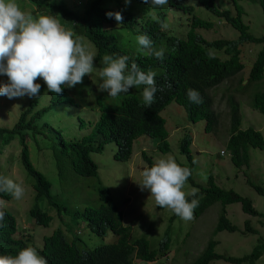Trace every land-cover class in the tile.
<instances>
[{"label":"trees","instance_id":"trees-1","mask_svg":"<svg viewBox=\"0 0 264 264\" xmlns=\"http://www.w3.org/2000/svg\"><path fill=\"white\" fill-rule=\"evenodd\" d=\"M21 3H28L36 7L42 15L63 17L70 22V29L77 35L84 36L97 48L99 58L105 54L115 56H128L129 67L135 62L142 70L149 69L157 73L155 77L157 91L150 106L140 105L138 95H129L115 101L107 100L100 95H94L92 100L82 92L76 93L79 105L90 104L98 108L101 117L94 126L91 135L79 140H68L63 136L57 146L53 145L55 155L58 159V166L61 168L60 155L67 158L73 171L81 177H98V166L92 159V154L102 152L105 145L111 142L116 143L117 153L115 158L120 162H128L133 155L134 142L142 136H149L153 140H158L157 151L161 154H168L172 151L169 142V132L165 127V121L160 116V112L171 102L175 101L182 106L188 115V119L193 123L206 121V132L213 131L218 123V117L214 108V99L210 91L218 88L226 81L235 78L244 68L240 57V46L243 43L262 44L263 48L259 52L253 65L252 72L247 86L240 87L238 91H247L252 83L264 79V38L255 37L250 32V27L246 25L242 16L245 13L242 1L259 4L264 13V0H233L237 9V16L231 11H222L216 7V0H196L197 3L209 12L224 19L240 34L238 40H215L208 41L198 33V29L211 30L213 24L199 17L195 13L193 5L188 4V0H169V3L162 8L151 9L142 0H131L125 5L124 0H88L81 12L69 9L64 0H16ZM120 12L123 16L122 24L117 25L115 19H108L107 12ZM170 12H180L187 16L190 22V29L186 38L178 37L170 29L162 30L159 21H168ZM155 13L156 19H153ZM146 34L152 40L153 47L157 50L163 48V60L157 59L154 55H147L134 50L135 37ZM134 40V41H133ZM129 44L127 48L125 44ZM212 50L221 51L230 58H222L212 54ZM226 55V56H227ZM89 85L90 82L88 81ZM87 85V86H88ZM192 88L197 90L203 102L195 104L189 101L186 90ZM158 93V94H157ZM54 94V93H53ZM48 95L41 94L32 102H29L27 110L19 116L17 123L12 127L0 128V157L4 150L12 145L15 140H19L21 151V162L29 178L33 180L35 191L34 204L29 211L31 218L38 226L49 227L53 217L40 207V202L48 203L50 208H55L59 216L66 214L63 218L65 229L70 208L60 205L52 193L53 184L39 172L31 161V153L27 144V138L42 136L51 139L54 131L51 124L53 117L61 114L67 117L72 111L79 108L75 99L66 93L64 95L54 94L47 101ZM66 97L69 103L60 98ZM230 112V139L227 143L228 149L232 153V163L240 168L243 165H250V148L264 152L263 134L251 127L242 129L243 118L238 102L234 103L229 99ZM250 103V102H249ZM251 108L264 116V91L257 93L251 103ZM80 128L85 127V122L80 120ZM36 140V139H35ZM191 138L185 137L182 140L180 152L191 159ZM147 167L152 166L155 159H151L143 153ZM195 165H191L192 171ZM0 175L2 168L0 166ZM191 173L188 180L195 184ZM207 188L200 190L195 196L187 199L199 201V206L194 209L196 218L213 204L222 203L223 209L219 216L214 235L219 232L235 233L238 227L229 219L226 206L241 204L243 211L250 216L264 215L256 210L253 202L238 194L233 190L220 188L211 177ZM198 186V185H196ZM259 194L264 195V189L256 187ZM98 207H85L84 209L73 208L76 218L84 220L90 231L99 237H105L110 232L115 235L116 241L112 244L102 245L94 250L83 249L78 236H71L69 239L65 233L59 229L51 236L45 237L42 248H37L38 253L45 257L48 264H135L136 261L145 263H155L160 258H165L172 246L171 226L167 228L164 237L153 248L149 240L148 233L156 235L154 227L158 221L149 224V232L142 236H136L133 232V223L124 222L125 212L122 207L130 201L128 196H123L120 205L116 203L113 195L107 187L99 184ZM147 191H143L145 196ZM4 199L10 195L0 193ZM5 227L0 229V253L16 255L18 251L25 248L31 242L30 239L17 238L19 226L16 216L5 210ZM134 212V211H132ZM177 217L176 215H174ZM171 217L172 225L174 218ZM126 224V225H125ZM249 221L245 224V232L257 234V231L250 226ZM72 233V232H71ZM264 239H260L259 244L253 249L251 254L242 258L230 257L217 253L218 242L211 239L199 258L192 264H215L217 261L231 264H257L264 255Z\"/></svg>","mask_w":264,"mask_h":264},{"label":"rangeland","instance_id":"rangeland-1","mask_svg":"<svg viewBox=\"0 0 264 264\" xmlns=\"http://www.w3.org/2000/svg\"><path fill=\"white\" fill-rule=\"evenodd\" d=\"M220 1H222L219 4L221 7L224 9L230 8L233 14H236V7L231 0ZM64 2L70 9L81 12L88 0H64ZM16 3L22 11L30 13L34 17L42 15L36 7H32L28 3L17 1ZM191 3L195 5L196 2L192 0ZM241 4L245 9L244 22L249 25L254 35L264 37V13L261 6L250 2H242ZM197 11L202 18L215 23L209 31L198 30L208 41L219 39L232 41L239 37V33L227 25L226 22L218 21L205 9L198 7ZM57 20L64 29L68 27V20L63 17L57 18ZM167 23L169 24L168 29L173 31L175 35L186 38L190 29L187 16L174 13ZM82 43L95 58L97 55L95 46L84 38ZM133 45L134 50L149 55V51L141 50L137 43ZM125 46L130 48L128 43ZM261 48L262 45H246L243 47L242 62L245 65L244 70L235 78L212 90L215 110L219 114L220 121L213 133L205 131L206 121H200L197 124L190 123L187 120L188 116L185 109L176 103H172L162 112V116L166 120L169 142L172 147V151L168 154H161L157 151L158 140H153L149 136H142L134 142L133 155L128 162H120L115 158L117 145L114 142L108 143L102 152L93 153L92 158L99 167L98 177L85 178L78 176L73 171L67 158L62 155H60L61 168H59L53 145L57 146L62 136L68 140H79L90 135L94 125L101 117L99 109L90 104L81 105L75 110L76 114H70L67 117L58 114L53 117L51 124L54 133L50 140L42 136L34 137L31 135L28 137L27 144L30 149L32 164L53 184L52 193L58 203L70 208L68 215L71 212L73 213L69 215L66 229L63 224V218H66V214L59 216L57 210L50 208L45 200L40 202V207L53 217L51 225L47 228L38 226L31 218L29 211L34 204L35 197L33 180L28 177L21 162L22 146L18 140L14 141L12 145L4 150V154L0 157V164L4 175L20 183L25 189V194L20 200L13 199L3 207V209L10 210L17 218L19 226L17 238L30 239V246L42 248L44 238L61 229L69 239L79 234L80 246L86 250H94L102 245L114 243L116 241L115 235L110 232L105 237L96 236L90 231L88 224L81 218H76L72 211L75 207L78 209L98 207L101 204L98 193L99 184L101 183L104 187L110 189L118 205L123 200V196L130 198L127 205L122 207V211L125 212V223L131 224L134 222L133 232L136 236L139 237L149 232V224L153 219L158 221V225L156 224L154 227L156 235L153 236L150 232L148 233L153 248L157 247V243L160 239L162 240L167 228L171 226L172 246L166 257L160 258L155 263L136 261L135 264H192L195 259L199 258L211 239L219 243L217 253L222 255L242 258L251 254L259 244L260 239H264V218L260 215L250 216L246 214L241 204L228 205L226 206L228 218L238 227V231L235 233L223 231L214 235L219 215L223 209L222 203L213 204L198 219L194 214V219L185 221L180 217H175L170 209L158 207L154 198L150 197V193L147 192L144 196L137 184L142 181L141 171L147 167L143 153L155 160L171 155L181 167L189 168L190 163L187 157L180 152V148L183 138L191 136L193 138L191 151L197 163L191 173L194 175V182L198 186L187 180L182 189L186 194V198L191 195L192 189L199 191L207 188L210 178L213 177L215 183L222 189L233 190L250 199L254 208L264 215V195L259 194L256 189V187L264 189V152L250 148V165L245 164L237 168L232 164L226 145L231 132L230 107L227 102L229 99H233L240 104L243 118L242 129L247 130L254 127L264 136V116L251 108L254 96L264 91V79L252 83L251 88L247 91H238L240 84L242 86L249 84L252 65L256 61L257 53ZM212 54L221 57L223 60L227 59V56L215 50H212ZM95 65L100 67L101 60L95 61ZM88 76L102 82L99 73L95 70ZM0 81H7V77L0 76ZM84 92L89 96L94 94V98L96 95H100L117 103L123 97L135 94L143 102L142 86L130 89L128 93H121L115 98L99 91ZM29 101L30 98L27 96L14 99L0 96V128H12ZM22 102L24 103L23 108L20 107ZM81 119L85 122L83 129L80 128ZM222 151L225 152L224 156L221 155ZM173 216L175 218L171 225L170 219ZM133 219L134 221L131 222ZM247 221L251 223L250 226L257 231V234L245 232ZM69 234H72V237ZM0 255L3 254L0 253ZM215 264L231 263L217 261ZM257 264H264V255Z\"/></svg>","mask_w":264,"mask_h":264},{"label":"clouds","instance_id":"clouds-1","mask_svg":"<svg viewBox=\"0 0 264 264\" xmlns=\"http://www.w3.org/2000/svg\"><path fill=\"white\" fill-rule=\"evenodd\" d=\"M191 1L192 0H188V4L193 5ZM193 1L196 2L195 5H193L195 13L197 16L201 17L197 11V8L199 7L203 10L205 8L200 6L196 0ZM231 1L233 3V0ZM142 2L147 4L149 8L156 9L167 5L169 0H142ZM124 3L125 5H128L131 3V0H124ZM221 3L222 1L216 0V7H219L222 11L229 10L232 12L230 8L224 9L221 7L219 5ZM64 4L70 9L66 3ZM206 12L218 19V21L226 22L224 19L219 18L212 12H209L208 10H206ZM173 14L174 12L169 13L168 20L171 18V15L173 16ZM244 15L245 13L243 16ZM234 16H237V9ZM106 17L108 19H115L117 25L122 24L123 16L118 11L107 12ZM153 19H156L155 13H153ZM210 22L214 27L215 23L212 21ZM226 24L235 30L227 22ZM159 26L162 30H166L168 29L169 24L166 21H159ZM254 36L258 37L256 35ZM83 38L86 41H89L84 36L77 35L75 31L71 30L70 22L68 27L64 29L58 22L57 18L53 16L39 15L38 17H34L30 13L22 11L20 6L16 3V0H0V76L7 77V81H0V96L7 97L8 99L23 98L27 96L30 98L29 102H32L35 97H38L41 94L48 95L46 97L47 101H49L50 97H52L54 94L61 96L69 93V95L75 99L77 106L80 107L81 105L78 104L76 97V93L79 91H74L75 89H81L82 92L99 91L100 93H106L108 96L115 98L121 93H128L130 89L142 86L141 95L144 103L141 102L140 105L150 106L155 102V93L160 91V87L157 91L155 81L157 73L155 71L151 69L144 71L135 62H133L129 67V57L126 55L115 56L105 54L102 58H99L97 51V55L94 58V55L88 51L82 43ZM135 39L141 50H148L149 55H154L157 59L163 60V48L159 50L155 49L153 47L152 40L148 35L141 34L136 36ZM238 39L239 37L236 40ZM246 45L255 46L262 44L243 43L240 46L241 62L242 50ZM217 52L222 53L224 56L227 55L221 51ZM258 54L259 53H257V56ZM229 58L230 57L227 55V59ZM100 60L101 66L97 67L95 65V61ZM242 64L244 65L243 62ZM94 70L99 73L102 82H99L98 80L96 81V79L90 78L88 76ZM88 81L90 82L89 85L87 84ZM211 92L212 91H210V93ZM84 93L88 97V100H92L94 94L89 96L86 94V92ZM186 95L189 101L192 103L201 104L203 102L200 93L195 89L188 88L186 90ZM59 100H64L65 102L69 103V99L66 97L60 98ZM29 102L23 111L27 110ZM172 103L176 102H171L160 112V116L165 121V127L166 120L162 116V112ZM20 107H24L23 102L21 103ZM71 114H76V111H72ZM216 115L218 117V123L214 126V129L219 125L220 122L219 114H217V112ZM187 120L192 124H197L191 122L188 117ZM214 129L212 133L214 132ZM187 137L191 138L190 145L192 146L193 138L191 136ZM230 137L231 135L229 136L228 141ZM191 146L190 150H192ZM227 150L230 153L229 155L231 156L232 161V153L228 147ZM221 155L224 156L225 152L222 151ZM191 159L192 162H190L187 158L190 163L189 168H187L181 167L171 155L158 158L155 160L152 166L145 167L141 171L142 181L141 183L137 184L142 192L147 191L150 193V197L154 198L155 204L158 207L170 209L177 217H180L185 221L194 219V209L199 206V201L197 199H192L189 202L187 199L188 197L186 198V194L182 190L186 181L190 177L191 172L194 170L197 164L193 153L191 154ZM191 165H195L192 171L190 170ZM197 191V189H192L190 196H195L196 194L200 193V190L198 192ZM0 193L10 195V198L8 199L0 197V229H3L5 227L4 220L6 216L5 211L2 210L3 207L6 206L7 202H11L13 199L20 200L25 194V189L20 183L14 181L8 176H5L2 168V175H0ZM78 235L79 234L76 236ZM0 264H48V261L45 257L38 253L36 248L27 246L20 249L16 255H0Z\"/></svg>","mask_w":264,"mask_h":264}]
</instances>
